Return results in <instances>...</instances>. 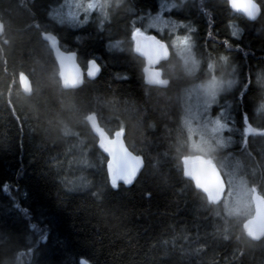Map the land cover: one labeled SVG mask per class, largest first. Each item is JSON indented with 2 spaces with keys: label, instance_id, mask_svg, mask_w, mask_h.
<instances>
[{
  "label": "trees",
  "instance_id": "obj_1",
  "mask_svg": "<svg viewBox=\"0 0 264 264\" xmlns=\"http://www.w3.org/2000/svg\"><path fill=\"white\" fill-rule=\"evenodd\" d=\"M64 2L0 0V264H264V237L251 241L244 233L251 209L234 214L230 206L240 181L264 196V137L250 134L244 145L242 120L243 110L252 127L264 129V110L257 113L264 104V0H256L261 13L253 22L233 14L225 0H101L87 23L73 24L54 13ZM149 20L172 29L148 27ZM134 26L169 45L168 59L157 67L170 80L167 88L145 83V63L131 40ZM50 31L62 49L77 53L83 70L96 59L98 76L63 89L41 38ZM177 35L192 38L201 61L194 72L171 48ZM116 41L120 46L110 48ZM220 54L229 57L227 67L209 71V57ZM221 72L237 83L218 93V104L202 119H216L222 109L228 114L226 144L196 154L198 135L189 139L182 126L189 107L181 92ZM22 74L32 85L29 96L19 87ZM249 78L244 103L237 105ZM90 115L110 136L125 129L126 147L143 156L132 185H109ZM194 120L193 126L200 121ZM199 155L222 170L219 160H229L235 190L226 180L223 197L210 202L186 178L185 160ZM250 171L258 181L248 179Z\"/></svg>",
  "mask_w": 264,
  "mask_h": 264
},
{
  "label": "snow or ice",
  "instance_id": "obj_2",
  "mask_svg": "<svg viewBox=\"0 0 264 264\" xmlns=\"http://www.w3.org/2000/svg\"><path fill=\"white\" fill-rule=\"evenodd\" d=\"M181 3H183V0H181ZM227 4L228 7L231 8L234 12L242 13L249 20H254L253 18L256 19L257 16L259 15L258 12L260 13V9L257 10L254 7V0H245V2L241 4L235 3L234 0H227ZM80 7L81 5L79 4L76 5L77 9H80ZM69 17L73 21H76L79 17V20H82L84 23H87L91 18L86 13L78 10L75 13L70 12ZM156 19L159 20L160 17L157 16ZM188 30L189 32H191L194 29L189 27ZM239 33H240V29H238L236 26L233 25L231 35L233 37L238 38ZM208 36L211 38L212 36L211 31H209ZM131 40L133 42V50L136 53H140L141 55H143L147 61L143 69L145 74L144 75L145 83L147 85H153L159 88H167L170 85V80L164 78L162 71L154 66L157 65L158 62L161 61L164 57L168 56L170 51L169 45H167L161 39H157L155 36L146 35L141 30V28L135 26L131 31ZM223 43L225 47L228 49L232 47L231 43L227 39H225ZM119 46H120V41H116L115 43L109 45L110 48H117ZM171 48L175 49L177 55H179L180 58L184 61V64L189 72H194L197 68L200 67L201 61L197 59L193 53V43L191 36L177 35L172 40ZM220 59H225V57L221 56ZM211 61L212 58L209 57L207 64L209 71H211L214 68ZM88 65H89L88 67L89 76L91 78H94L95 76L98 75L100 71V67L94 58L88 61ZM257 80L258 81L261 80L259 73L257 74ZM250 82L251 81L249 78L248 82L243 84L241 88L238 90V95L235 99V103L237 105H241V106L243 105L244 96L247 93ZM235 83H237L236 80L230 81L229 87H231ZM219 91H220L219 82L216 80L215 75H213L212 78L207 82L195 86L191 89H188L186 91V95L190 97H195L199 108L204 113H207L211 106L218 104ZM201 96H203V99H201ZM261 110H264V104L260 105V108L257 109V113H259ZM186 113L187 114L185 115L182 121V126L183 129L187 131L189 139H191L195 135H198L200 136L202 142H206L208 139H212L215 141L216 144L220 146H224L226 144V140L222 135H220V133H222L226 128L229 127L227 123L222 122L225 120L226 116L228 115L223 111V109L221 110V114L216 119L213 120L202 119L198 121L195 126H193L192 123L194 117L192 116L190 107L186 108ZM242 120L245 125V127L243 128V135L245 137L243 141L244 145L247 144V137L250 134L255 135L258 133L260 136L264 137V129L252 127L249 123L247 112L243 110H242ZM150 127H154V125H150ZM124 136H125V129L119 128L115 132H113L110 137H107L105 140L98 139L99 146L105 152L109 153V155L112 158L110 165L112 169V173H110L109 175V185L115 190H118L120 188V182H122V184L125 186H130L131 184H133V182L135 181L136 177L139 174V171H135L134 174L131 176V178H129L128 175L125 174L129 164L128 157L130 154L127 152L126 148L123 147ZM140 161L141 162L143 161V156H140ZM141 167H142V163H141ZM212 175L215 177L218 186L223 184L222 178L215 171H213ZM186 178L191 179V177H186ZM7 187L8 186L5 185V188ZM204 191H205V195L209 198V201L211 202L212 193L208 190H204ZM222 197H223V193H221V198ZM42 242L43 243L47 242V236L43 238ZM81 264H86V262L82 260Z\"/></svg>",
  "mask_w": 264,
  "mask_h": 264
},
{
  "label": "water",
  "instance_id": "obj_3",
  "mask_svg": "<svg viewBox=\"0 0 264 264\" xmlns=\"http://www.w3.org/2000/svg\"><path fill=\"white\" fill-rule=\"evenodd\" d=\"M225 1L227 2V0ZM234 2L237 4H241L244 3L245 0H234ZM230 10L233 12V14L241 16L248 22L255 21L261 13V9H260V13L257 16V18L254 20H249L242 13L234 12L231 8ZM2 31H3V24L0 22V34L2 33ZM150 36H155V35L150 34ZM41 38L47 44L51 52V55L55 60V63L58 68V79L63 89L65 90L77 89L81 87L84 76L87 78H91L88 72V67H89L88 62L84 71L78 63L77 53L74 51H66L62 49L60 47L59 40L54 34L43 33ZM134 53L136 54V56L142 58L146 65L147 63L146 58L140 53H136L135 51ZM169 55H170V51L168 56L164 57L154 67H158L163 61L167 60ZM19 87L22 94H24L25 96H29L32 93L31 82L25 74L19 76ZM87 121L91 129L96 134L97 139L105 140L107 137H110L109 135H107L104 129L98 125L94 115L88 116ZM97 147L101 151V153L107 158L106 170L108 172V177H109L110 173H112V169L110 167L112 158L109 155V153L105 152L99 146L98 142H97ZM123 147H125L127 152L130 154L128 157L129 164L125 174L128 175L129 178H131V176L134 174L135 171H139V173L141 172L143 167V161L141 162L140 157L132 153L126 147L124 141H123ZM141 163H142V167H141ZM185 170L187 176L191 177L195 181L198 187H200L203 191L208 190L212 193L211 201L216 202L219 199L220 192L222 190V185L218 186L215 177L212 175L213 171H215L217 174L218 171L216 170L214 164L211 161L202 160V159L187 161L185 162ZM243 227L244 230L246 231L245 233L247 237L250 238L251 240H258L264 236V196L262 194L258 192H255L253 194L252 216L247 221L244 222Z\"/></svg>",
  "mask_w": 264,
  "mask_h": 264
},
{
  "label": "rangeland",
  "instance_id": "obj_4",
  "mask_svg": "<svg viewBox=\"0 0 264 264\" xmlns=\"http://www.w3.org/2000/svg\"><path fill=\"white\" fill-rule=\"evenodd\" d=\"M77 4L81 5L80 9L76 8ZM101 7H102L101 0H89L85 3H83L82 0H65L64 5L60 9L59 15H60V19L63 22L73 24V22H76L77 20H79V17L76 21L71 20L69 17L70 12L75 13L78 10V11L84 12L88 15L91 12H93L95 9H101ZM156 22H157L156 20H151L150 21L151 24L148 27H158L160 30H162L163 27H170L172 29L171 26H168L166 24H164V25L163 24H156ZM230 88L231 87L225 88L223 91H227ZM185 97H188L185 100L187 107L195 108V110L198 108V110L200 111V112L195 113V117H194L193 113L191 112L192 116L195 118L194 122L202 119L205 115L208 116L210 111H208L207 113H204L199 108L195 97H190L188 95H185ZM201 99H203V96H201ZM209 110H210V108H209ZM227 131H229L228 128H226L222 133H220V135H223ZM214 143H215V141L212 139H208L206 142H202L200 136H197V139L194 140V142L192 143V149L196 154H200L204 151L210 150L209 147ZM228 157H231V154H229ZM194 159L198 160V159H202V157L199 155V156H195ZM189 160H191V159H186L185 161L187 162ZM219 161H220V163H221L220 165H222V168L224 171L219 166L218 169L216 168L218 171V174L222 178V181L224 184H225L226 180L232 181V183H231V192H232L235 189L233 190V188H234V184H233V180H232L233 177L230 174V172L227 171V169H228L227 167L229 165V160L225 161L224 164L222 163L221 160H219ZM235 163H236V165L239 164L237 162H235ZM235 186H236V183H235ZM224 189L225 188H223V190ZM223 190L221 193H223ZM253 192L254 191L250 190L244 181L238 182L235 195L232 197V199L230 201V206L231 205L233 206V207L231 206L233 211H235L238 214H247L250 207H251V204H252ZM220 198H221V195H220Z\"/></svg>",
  "mask_w": 264,
  "mask_h": 264
},
{
  "label": "bare ground",
  "instance_id": "obj_5",
  "mask_svg": "<svg viewBox=\"0 0 264 264\" xmlns=\"http://www.w3.org/2000/svg\"><path fill=\"white\" fill-rule=\"evenodd\" d=\"M55 7H56V6H55ZM55 7H54V8H55ZM147 9H152V8L149 7V8H147ZM229 10H230V8H229ZM230 11H231V10H230ZM59 12H60V9L56 7V8L54 9V13L57 14V15H59ZM231 12H232V11H231ZM232 13H233V12H232ZM57 17H59V19H60V15L57 16ZM60 21H62V20L60 19ZM0 22H1V21H0ZM1 23H2V22H1ZM2 24H3V23H2ZM43 33H52V34H54V33L51 32V31H50V32H42V33H41V36H42ZM1 34H2V33H1ZM1 34H0V35H1ZM54 35H55V34H54ZM55 36H56V35H55ZM56 37H57V36H56ZM57 39H58V37H57ZM58 40H59V39H58ZM59 43H60V41H59ZM60 47H61V44H60ZM91 59H93V58H91ZM89 60H90V59H89ZM89 60H88V61H89ZM95 60H96V59H95ZM96 62L98 63L97 60H96ZM182 95L185 96L186 93L184 94V92L182 91V92H181V96H182ZM92 131H93V130H92ZM93 132H94V131H93ZM94 134H95V133H94ZM95 135H96V134H95ZM107 135H109V134L107 133ZM223 135H224V134H223ZM109 136H110V135H109ZM123 141H124V140H123ZM124 144H125V141H124ZM224 146H225V145H224ZM220 147H221L220 145L214 143V144H212V145L209 147V149H210L211 151H217V150L222 151ZM259 147H260V146H259ZM259 149H260L261 151L264 150L263 147H260ZM100 152H101V151H100ZM132 153H133V152H132ZM221 161H222V163L224 164L225 161H227V160L224 159V158H222ZM106 165H107V163H106ZM106 172H107V170H106ZM246 175L248 176V179H250V180H254V179H255L256 181H258V178L254 177V176H255V172H254V171L246 172ZM107 176H108V172H107ZM108 179H109V177H108ZM120 184H122V183L120 182ZM122 185H123V184H122ZM131 185H132V184H131ZM222 188H225V184H224V183L222 184ZM252 190L255 191V192H258L256 188H253ZM258 193H259V192H258ZM250 209H251V216H252V208H250ZM232 211H233V210H232ZM233 213L236 214L235 211H233ZM251 216H250V217H251ZM250 217H249V218H250ZM249 218H247L245 221H247ZM245 221H244V222H245ZM244 222H243V224H244ZM243 228H244V227H243ZM245 232H246V231L244 230V233H245ZM245 236L247 237L246 233H245ZM263 237H264V236H263ZM247 238H248V237H247ZM248 239L251 240L250 238H248ZM260 239H261V238H260ZM258 240H259V239H258ZM251 241H257V240H251ZM82 260L85 261L84 259H81V260H80V264H81V261H82ZM85 262H86V261H85ZM86 263H87V262H86ZM87 264H88V263H87Z\"/></svg>",
  "mask_w": 264,
  "mask_h": 264
},
{
  "label": "clouds",
  "instance_id": "obj_6",
  "mask_svg": "<svg viewBox=\"0 0 264 264\" xmlns=\"http://www.w3.org/2000/svg\"><path fill=\"white\" fill-rule=\"evenodd\" d=\"M254 7L257 10L260 9V4L255 2V0H254ZM221 56H224L225 59H220ZM217 60H218V63H217ZM211 63L213 64L214 68L218 66L221 68H226L229 63V58L224 54H220L219 57L217 59L212 60ZM215 78L219 82V85H220V91L218 93H222L225 88H229V82L232 81L231 79H229L228 75H226L224 72H221V74L219 76H215Z\"/></svg>",
  "mask_w": 264,
  "mask_h": 264
}]
</instances>
